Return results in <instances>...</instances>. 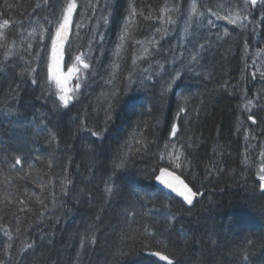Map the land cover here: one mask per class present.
<instances>
[{"label":"trees","instance_id":"1","mask_svg":"<svg viewBox=\"0 0 264 264\" xmlns=\"http://www.w3.org/2000/svg\"><path fill=\"white\" fill-rule=\"evenodd\" d=\"M192 1L74 0L62 48L81 71L64 106L49 72L69 0H0V264H264L241 124L264 3L239 27L199 0L184 27ZM163 168L198 193L192 206L156 185Z\"/></svg>","mask_w":264,"mask_h":264},{"label":"rangeland","instance_id":"2","mask_svg":"<svg viewBox=\"0 0 264 264\" xmlns=\"http://www.w3.org/2000/svg\"><path fill=\"white\" fill-rule=\"evenodd\" d=\"M261 0H257V5ZM192 2H195L197 5L199 3V0H193ZM206 2V6L211 7L213 12H217L219 15H227V12H223L220 10L218 6L222 5L224 7H231L232 5H236L237 7L243 6L247 8V12L245 13L248 15V12L250 11V6L254 5H244L243 0H204ZM76 10V8H75ZM173 10V7L170 8V10L166 13L165 20L172 21L173 22V16L171 11ZM75 15V11L72 14L71 21H73ZM195 14L189 13V18H187L185 26L189 25V21L194 17ZM216 17V16H214ZM222 21L229 22L225 19H220ZM246 20L244 21L245 24ZM2 25V24H0ZM2 31V28H0V33ZM57 36V35H56ZM56 41V52L55 57L53 54V50L51 52V67H50V76L52 80L56 82V78H60L61 80L66 81L65 87L69 90L66 94L70 95L73 92V86L76 82L78 75H79V66L78 64L70 65L69 67L65 64L64 59V51H63V44H66V42L59 41V37L55 38ZM63 43V44H62ZM53 49V47H52ZM261 53L258 55L257 59L255 60V68L253 69V76L258 81V85L256 86V91L254 97L245 96V103H244V112L243 117L241 120L242 126L245 128L246 131V138L248 139L249 144V151H252L256 155V159H258L259 164V173L258 175H264V171H261V166L264 165V50L260 51ZM73 68L75 71H73ZM58 86V85H57ZM59 88V86H58ZM60 91V88H59ZM61 94V92H60ZM251 101L252 103L248 105L246 108L245 105L248 104V102ZM249 116H254L255 121L248 119ZM260 120L262 121V124H260ZM264 183V182H263Z\"/></svg>","mask_w":264,"mask_h":264},{"label":"snow or ice","instance_id":"3","mask_svg":"<svg viewBox=\"0 0 264 264\" xmlns=\"http://www.w3.org/2000/svg\"><path fill=\"white\" fill-rule=\"evenodd\" d=\"M262 3H264V0H261ZM257 3V0H243V4L244 5H255ZM220 8L221 11L223 12H227V15H219L217 12H213L211 8L207 9L208 12H210L213 16H216L217 19H225L228 20L230 24L232 25H238L239 27H244V21L248 19V16L245 14L247 12V8L240 6L237 7L236 5H232L231 7H224L222 5L218 6ZM76 8V4L74 2V0H69V2L66 4V6L63 9V13H62V22L59 23V26L57 28V32L56 35L57 37H60L61 39H63L64 37L67 36L68 31H69V25H70V21L72 18V14L74 12ZM191 13L193 14H198L200 16H204L205 13L204 12H198L197 9V4L195 2L192 3L191 5ZM209 23H211V21H209ZM9 24L8 20H4L3 24L0 25V28L7 26ZM33 31H35V29H33ZM0 35H2V33H0ZM127 35V31H125V36ZM121 39L123 40L124 37H121ZM29 47H31V45H29ZM201 47H203V45H201ZM55 52H56V41L53 40V54L55 57ZM9 54H11V49H9ZM77 60H80L81 63H83V61L81 60L80 56L76 57ZM192 60L195 61L196 57L193 56ZM83 66L85 68H88L89 65L86 63H83ZM33 71H35L33 69ZM73 71H75V69L73 68ZM180 73L177 72L175 74V76H173L170 81L167 83V88H171L173 86V84L175 83V81L180 77ZM35 82V81H33ZM56 84L59 86L60 88V96H59V100L63 103L64 106H67L69 104V102L73 99L72 96L67 95L66 93L69 91L66 87V81L61 80L60 78H56ZM77 88H79V85H76ZM252 102L249 101L248 104L245 105V107L247 108L248 105H250ZM181 112H186L187 109L185 108H180ZM248 119H251L253 121H255V117L254 116H249ZM179 125H173L172 129H171V136L172 137H176L177 135V131H178ZM95 135V133H93ZM168 145H165V149H167ZM181 154H183L181 152ZM171 156V154H169ZM177 159L179 157H176ZM161 159H163V156L161 157ZM16 163L19 164L20 163V159L17 158L16 159ZM123 163V161H121V164ZM15 166V165H13ZM177 167H179L180 165L177 164ZM261 171H264V165L261 166ZM165 173H167V169H160V175L156 176V179L158 181H160L162 184H164L166 187L178 192L183 198L184 200L191 205L193 203V197L197 194L195 192H193L186 184H184L183 181H180V184L183 186L182 188L180 187H176V185H174L173 183L169 182L168 180L164 179ZM167 175L171 176L173 175L172 173H167ZM176 179H179L178 177ZM260 180L262 182H264V175L260 176ZM261 188H264V183H261ZM107 191L109 193L112 192V188H108ZM174 219V218H173ZM147 231V229H146ZM26 247H31V245H26ZM156 256H159L162 260L168 261V264H175V261L170 259V257L168 255H162L160 252H156L153 253Z\"/></svg>","mask_w":264,"mask_h":264},{"label":"water","instance_id":"4","mask_svg":"<svg viewBox=\"0 0 264 264\" xmlns=\"http://www.w3.org/2000/svg\"><path fill=\"white\" fill-rule=\"evenodd\" d=\"M70 32H71V24L69 25V31H68L67 36L64 37L63 39H61V38L59 37V41L67 42L68 39H69V37H70V36H69ZM163 169H167V173H172V174H173V175L169 176V175H167V173H165L164 179L168 180L169 182H171V183H173L174 185H176V187H180V188L183 187V186L180 184V181H183L184 184H186V185H187V186H188L193 192L197 193L195 190H193V188L189 185V183H188L184 178H182V176L179 175L177 172H175V171H173V170H171V169H169V168H163ZM158 175H160V172H159ZM177 177H178L179 179H176ZM155 179H156V178H155ZM155 182H156V185H157L159 188H161L163 191L167 192L168 194L172 195V196L175 197V198H178V199L184 201L187 205H189V204L184 200V198H183L178 192H176V191H174V190H172V189L166 187L164 184H162V183H161L160 181H158L157 179L155 180ZM198 197H199V195H198V193H197V194L193 197V203H194V201H196V199H197ZM193 203H192V204H193ZM192 204L189 205V206H192ZM161 254H162V255H165V254H163V253H161ZM155 257H156L159 261L163 262L164 264H168V261L162 260L159 256H156V255H155Z\"/></svg>","mask_w":264,"mask_h":264},{"label":"bare ground","instance_id":"5","mask_svg":"<svg viewBox=\"0 0 264 264\" xmlns=\"http://www.w3.org/2000/svg\"><path fill=\"white\" fill-rule=\"evenodd\" d=\"M190 185V184H189ZM191 186V185H190Z\"/></svg>","mask_w":264,"mask_h":264}]
</instances>
